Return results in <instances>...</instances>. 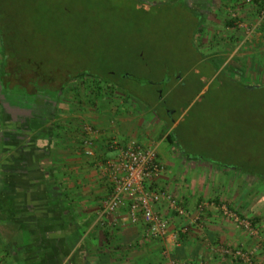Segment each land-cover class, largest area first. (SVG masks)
<instances>
[{"label":"rangeland","instance_id":"rangeland-1","mask_svg":"<svg viewBox=\"0 0 264 264\" xmlns=\"http://www.w3.org/2000/svg\"><path fill=\"white\" fill-rule=\"evenodd\" d=\"M0 1L2 9H14L15 14L18 13L22 19V32L26 34V38L30 37V40L27 39L29 45L26 49L21 44L22 55L31 54L32 64L40 63L43 66L46 61L51 60L52 64H47L46 70L56 64V70L68 66L77 68V71L87 70L94 75L107 70L113 73L112 78L118 84L123 83L128 93H131V97L127 96L126 90L123 92L118 86L106 84L104 80H97L89 75L81 76L69 86L74 78L69 80L73 73L67 70L62 72V75L65 76V81L69 82L61 89V97H64L67 90L80 92L86 87L88 94H98L102 89L107 97L114 100L125 94L127 99L133 100L134 103H131L135 104L139 97L150 93L158 102L154 105L143 103L145 110L150 109L153 115L155 113V118L161 119L165 108L170 109L171 118L166 122L152 123L149 129L152 131L151 138L147 139L148 135L141 132L138 134V141L157 144L159 158L165 165L164 174L170 177L173 185L178 186V181L181 180L175 175L178 163L181 161V164L185 163L184 166L190 167L192 164L188 161L197 158L200 163L195 168L201 166V172L208 179V182L205 180L204 183L213 186L210 187L211 193L215 195L224 191L231 198V201L224 199L216 202V205L224 202L237 206L239 202L236 203L235 199L241 192L242 200L239 206H259V225L255 221L258 217L255 214L250 215L253 212L240 213L251 220L259 231V247L251 250L255 261L257 250L259 253L264 250V183L247 171L249 169L264 172V90H245L238 83L254 86L264 84V26L257 25L258 2ZM19 6L27 8L25 13L19 11ZM189 7L201 16L199 28L194 33V44L198 45L204 56L211 59L209 61L192 59V56H197L194 54L192 41L195 19ZM230 20H233V23L228 24ZM26 58L27 56L23 61L27 62ZM215 65L219 69L216 70ZM182 66H189V69L184 72ZM1 69L0 49V71ZM6 70L11 72V87L20 82L28 93L36 92L30 80L31 77H36V73L32 72L26 76L18 74L12 67H7ZM43 79V82L49 80L46 77ZM63 83L58 79L50 85L60 88L64 86ZM46 88L47 86H44V89ZM1 97L3 96L0 92ZM160 99H163L164 103L160 104ZM3 107L1 102L0 114L6 113ZM144 115L147 123L150 116L147 112ZM171 131L181 146H184V151L168 140L167 135ZM114 153L115 151L107 152L108 155ZM215 161L229 165H216ZM216 174L218 178L214 179ZM160 188L170 191L176 197L179 196L167 185H161ZM46 192L51 194L48 195L49 205L55 207V203L60 204L59 201H63L59 193L50 186L46 185ZM198 199L199 197L194 202L196 206L204 202L203 198ZM208 200L213 201L214 198ZM95 224L100 226L101 230L105 222L96 218ZM9 233L8 238L13 241L20 238L14 228ZM247 234L254 237L248 231ZM52 245L55 248L57 243ZM2 246L3 243H0V248L4 250ZM244 249L250 251L249 248ZM55 250H62L61 255L66 251L63 247ZM165 250L168 251L167 248L164 252ZM28 252L26 249L20 250L18 261L14 264H41L37 258L43 254L38 250L29 254ZM24 253L28 254L26 259L23 258Z\"/></svg>","mask_w":264,"mask_h":264},{"label":"crops","instance_id":"crops-1","mask_svg":"<svg viewBox=\"0 0 264 264\" xmlns=\"http://www.w3.org/2000/svg\"><path fill=\"white\" fill-rule=\"evenodd\" d=\"M86 90V87L80 92L70 89L64 97H59L48 131H45L46 126L39 127V121L34 124L32 119L25 128L18 108L12 107L0 114V243L4 245V250L0 248V264H14L22 249L28 250V254L39 251V242L57 243L53 254L58 247L66 249L61 261H56V257L46 261L45 257L38 256L41 264H165V248L170 257L183 264H242L225 255L223 247L240 246L253 251L257 238L250 237L244 228L225 218L213 205L201 212L198 210L194 203L198 197L204 201L214 198L215 203L224 199L231 201V198L224 191L217 192L216 196L211 193L213 186L204 183L208 179L201 172V166L195 168L200 163L197 158H193L197 161H188L192 167L178 163L175 168L176 177L181 179L178 186L173 185L166 173L153 183L159 188L167 185L178 193L177 198L185 210L181 215L172 212L165 202L156 206L169 219L171 236L166 241L149 237L142 219L135 223L124 220V208L108 216L101 230L96 226L98 211L109 187L94 161L81 153L84 122L98 130L97 149L107 153L108 137H117L122 142L138 141V134L142 132L150 139L151 124L162 120L156 119L150 109L145 110L144 98L134 99L137 103L132 104L133 100L127 99L125 94L114 100L102 89L98 94H88ZM146 112L150 116L147 123ZM41 180L45 188L50 186L63 200L59 201L61 205L54 204L60 212L58 233L50 218L39 221L37 193ZM241 194L235 199L238 205L230 207L239 213L251 211L250 215L257 216L259 206H239ZM48 195L51 196L50 192ZM255 221L259 225V217ZM13 228L20 235L16 241L8 238ZM11 241L14 244L10 246ZM28 254L24 253L23 258ZM53 259L56 262L52 263ZM254 262L264 264V250L260 253L257 250Z\"/></svg>","mask_w":264,"mask_h":264},{"label":"built area","instance_id":"built-area-1","mask_svg":"<svg viewBox=\"0 0 264 264\" xmlns=\"http://www.w3.org/2000/svg\"><path fill=\"white\" fill-rule=\"evenodd\" d=\"M259 5L257 25L264 26V0H256ZM235 16V14H232ZM84 134L80 139L81 153L87 159L94 161L99 175L105 180L109 192L104 199L98 220L104 221L108 216H114L124 208V220L138 222L143 220L149 237L166 241L170 236L169 219L156 208L165 202L172 212L184 214L185 210L173 193L154 186V182L165 172V165L159 158L157 144H147L140 141L122 142L117 137L107 138L108 151L114 154L99 152V132L91 124H85ZM213 205L221 214L238 226L244 228L252 236L259 237V231L251 220L242 216L236 210L222 202L215 204L202 201L197 208L201 212ZM175 237L178 235L174 234ZM260 239V238H259ZM259 239L257 247H259ZM225 255L231 256L242 264H253L254 253L240 246H224ZM167 262L165 264H183L170 257L165 250Z\"/></svg>","mask_w":264,"mask_h":264},{"label":"trees","instance_id":"trees-1","mask_svg":"<svg viewBox=\"0 0 264 264\" xmlns=\"http://www.w3.org/2000/svg\"><path fill=\"white\" fill-rule=\"evenodd\" d=\"M25 1V0H24ZM139 1L142 0H136V3H139ZM1 2V1H0ZM146 2V0H145ZM21 6V5H20ZM19 6V11H21L22 13H25V10L27 9L26 7L22 8ZM190 11L191 8L189 7ZM24 10V11H23ZM193 17L195 19V23H194V29H193V33H192V37H193V45L194 48L193 50L195 51L194 54L196 53L197 56L193 57V60H197L199 61L200 59H204V60H211L210 58H207L206 56H204L200 50V48L198 47V45L195 46L194 44V33L195 31H197V29L199 28V22H200V15L198 14V12L192 11ZM200 16V17H199ZM198 18V20H197ZM233 23V20L228 21V24ZM22 19L15 14L14 9H2L1 8V4H0V49H1V55H2V69L0 71V92H1V96L4 97V100H2V102H10L11 105L13 106H20V107H29L31 105V103H29V101H33L36 100L37 98V92H47V93H52V90H48V88L44 89V86L46 87L48 84L50 85L51 83L49 81L47 82H43V78H49V76H55L58 72L61 74L62 72H65L67 70H70L75 76H92L95 78H99L100 80H104L105 83L109 84L111 81H114L116 83V85H119V87L121 89H123L128 95L131 97V93H128V90L125 89V86L123 85V83L118 84L112 77L113 73H111L110 71L107 70H103V72L99 73V74H92L91 72H88L87 70H81V71H77V68H69L68 66L66 68H59V70L57 69L56 64L55 65H49L50 68L48 70H46L47 64H49L51 62V60L46 61L45 64H43V66L39 63L38 65L36 64H32V60L33 58L31 57V54L26 55V53L24 55L23 54V47L21 46V44H23L24 49H26L29 45L28 40H30V37L27 36L26 38V34L22 32ZM28 39V40H27ZM27 40V41H26ZM198 49V50H197ZM25 51V50H24ZM25 56H27L26 60L27 62L23 61V58H25ZM192 60V61H193ZM11 63V64H10ZM52 64V62H51ZM7 67H12L18 74H22V75H28L33 73H36V77H31L32 79H30L31 85H33V87L36 88V93L34 94H30L27 92L26 88L22 87L19 83L15 84L13 87H11V82H10V75L11 72L7 71L6 68ZM60 67V66H59ZM183 71L186 72L189 69V66H182ZM215 69H219L218 66L215 65ZM58 71V72H57ZM56 72V73H55ZM16 74V75H18ZM101 75V76H100ZM62 76V75H61ZM62 79V78H61ZM60 79V80H61ZM84 80V79H83ZM81 80V81H83ZM63 82H65V80L62 79ZM243 89L245 90H254V89H259V90H264V84L262 85H246V84H242V83H238ZM52 91V92H51ZM55 94V93H54ZM58 94V93H57ZM144 98L145 101L147 102V104L150 105H154L156 104L158 101L155 99L154 96H152L150 93L147 95H144L142 97H139L138 99ZM156 100V101H155ZM160 103H164V100L160 99L159 100ZM27 102V103H26ZM1 103V102H0ZM163 113V112H162ZM165 116V111L164 114L160 116V118H164ZM168 140L175 145L179 150H183L184 151V146L182 147L179 140L177 138L174 137L173 132L171 131L170 133H168L167 135ZM184 154L186 155V151L184 152ZM196 159V158H195ZM217 162L216 165H220V166H224L225 165H229V164H225L222 165V162ZM227 168H229L227 166ZM238 169V168H237ZM249 174L255 176L256 178L260 179V181H262L264 183V172L263 171H256L254 172L253 170H249L247 171ZM39 194L37 193V199L39 198L38 196ZM230 206V205H228ZM14 244L12 241L9 244L10 246Z\"/></svg>","mask_w":264,"mask_h":264},{"label":"flooded vegetation","instance_id":"flooded-vegetation-1","mask_svg":"<svg viewBox=\"0 0 264 264\" xmlns=\"http://www.w3.org/2000/svg\"><path fill=\"white\" fill-rule=\"evenodd\" d=\"M61 75H62V73L60 74L58 72L55 76H49V78H48L49 80L48 81L50 83H52L55 80H58V79H61V78L63 80H65L66 79L65 76L64 75L61 76ZM80 77L81 76H75L74 74H72L71 77L69 78V80H71L73 78L74 79H78ZM62 79L60 80V82H63ZM69 80L67 82L65 81L63 83L64 86L63 87H60V88L53 87V86H51V85L48 84L47 85L48 90L49 91L52 90L53 92L52 91H51L52 93H50V92L49 93H47V92L46 93L45 92L38 93L37 92V98H36V100L29 101V103H31V105L29 107H20L18 105L13 106V105L10 104V102H8V101L5 102L6 101L5 100L3 102V105H4L3 108L4 109L7 108L6 110H8V111L12 107L18 108V110L21 111L20 112L21 113L20 116H21V119L24 122L23 123L24 124L23 126L25 128L28 127L29 121H31V119H32V120H35L34 123L36 122V120L39 121V122H37L38 124L36 123L37 126L41 127L42 126L41 124H43V126H46L47 127L46 129L47 130H45V131H48L49 130V126H50L49 124H51V122H52L51 119L53 118V114L55 113L54 110H56L57 107H58L59 97H61V92H62L61 89L66 86L65 84H68ZM97 80H100V79L97 78ZM110 83H112V85H116V83L114 81H111ZM116 86L119 87V85H116ZM159 90H160V88H159ZM32 94H34V92ZM161 96H160V98H162ZM3 100H4V97H3ZM159 103H160V101H159ZM5 104L7 106H5ZM160 104H162V103H160ZM168 118H171V112H170V109L169 108H165V116H164V118H161V120L163 122H166ZM84 126H85V124H84ZM45 136H47V135H45ZM81 137H80V139H81ZM40 184L41 185H39V190H38V194H39L38 195L39 196L38 202H39V205L37 206V209H38L37 212H38L39 218L41 217L39 221H44L45 219L50 218V221L52 220V222L55 223V225H56L55 227L57 228L56 231L58 233L59 229H61L60 228L61 227V224L59 225V220H60V214L59 213L60 212L57 209H53L54 206L48 204V199H49L48 198V192H46V188L43 185V180H41V183ZM42 243L43 242H39V245L41 246V248H43V249H39V252L41 254H43L42 257L43 258L45 257L44 259H46V261H47V259H50L51 260V258H54L55 259V257H56V259H55L56 261H58V260L61 259L62 250L61 251H57L55 254H53L52 252H53L54 245H52L51 243H48V242H44L45 245L42 244ZM54 259L52 260V263L56 262V261H54Z\"/></svg>","mask_w":264,"mask_h":264},{"label":"water","instance_id":"water-1","mask_svg":"<svg viewBox=\"0 0 264 264\" xmlns=\"http://www.w3.org/2000/svg\"><path fill=\"white\" fill-rule=\"evenodd\" d=\"M143 80L146 81V79H143ZM143 80H142V81H143ZM148 82H149V81H148ZM251 86H252V85H251Z\"/></svg>","mask_w":264,"mask_h":264}]
</instances>
